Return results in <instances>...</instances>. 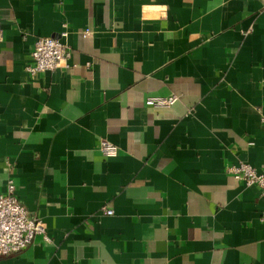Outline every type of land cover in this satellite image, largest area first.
<instances>
[{
  "label": "crops",
  "instance_id": "1",
  "mask_svg": "<svg viewBox=\"0 0 264 264\" xmlns=\"http://www.w3.org/2000/svg\"><path fill=\"white\" fill-rule=\"evenodd\" d=\"M0 24V195L50 239L0 264H264L261 189L229 172L264 169V0H0Z\"/></svg>",
  "mask_w": 264,
  "mask_h": 264
},
{
  "label": "built area",
  "instance_id": "2",
  "mask_svg": "<svg viewBox=\"0 0 264 264\" xmlns=\"http://www.w3.org/2000/svg\"><path fill=\"white\" fill-rule=\"evenodd\" d=\"M66 38L67 33H63L58 38L37 39L27 72L31 76H37L40 73L52 72L67 66L71 52L66 43ZM178 100L177 95L151 97L147 99L146 105L156 108H170ZM100 151L106 158H113L119 154L118 146L107 140L100 142ZM229 172L236 180L243 181L247 186L258 185L264 197V169L259 172L253 166L240 162L238 165L229 168ZM16 191L14 181L9 180L6 193L0 195V257L22 252L31 245L38 235L43 236L46 241L50 240L47 235V224L30 216L17 197ZM107 213L113 214L111 210H107Z\"/></svg>",
  "mask_w": 264,
  "mask_h": 264
}]
</instances>
